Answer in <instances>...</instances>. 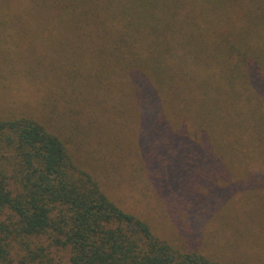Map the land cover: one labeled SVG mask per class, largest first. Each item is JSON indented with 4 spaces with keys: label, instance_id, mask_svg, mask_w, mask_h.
I'll return each mask as SVG.
<instances>
[{
    "label": "trees",
    "instance_id": "16d2710c",
    "mask_svg": "<svg viewBox=\"0 0 264 264\" xmlns=\"http://www.w3.org/2000/svg\"><path fill=\"white\" fill-rule=\"evenodd\" d=\"M0 37L60 86L0 112V264H264V0H0Z\"/></svg>",
    "mask_w": 264,
    "mask_h": 264
},
{
    "label": "rangeland",
    "instance_id": "374dc122",
    "mask_svg": "<svg viewBox=\"0 0 264 264\" xmlns=\"http://www.w3.org/2000/svg\"><path fill=\"white\" fill-rule=\"evenodd\" d=\"M1 40H2L1 42L2 48H0L2 49L1 56L3 54H6L9 55L8 56L9 58H13L15 56V53L17 52V50L15 51V47L13 43L8 42L7 44L8 39L6 37L1 38ZM42 42L45 47L50 46L51 44L50 34H44L42 38ZM14 44L19 46L20 42L17 41V43ZM29 47L30 48L32 47L33 49L38 48L37 44L36 45L29 44ZM9 64L10 63L8 62H4L3 57H0V112L3 111L6 114L23 113L25 115H30V114L39 115L41 112L44 111L43 108H45V106L40 105V103L37 104V102H39L38 100L41 101V97L42 95H45L46 90H47V94L53 93L52 94L53 96L56 95L55 92L53 91L54 88H56L57 90L59 89L60 92V86L56 84L57 81H55L57 77L51 76V78L48 77L46 79L45 77L42 76L40 80L43 81L44 85L43 87H40L41 86L40 84H42L40 81H38L40 84H34V81H32L31 78L23 76L24 69L22 66H19V64H17V65H13V67H10ZM20 64H22V62ZM27 76L29 75L27 74ZM57 98L58 97H56V99H52L51 101L54 100L58 101ZM134 187H136L134 188L136 192H133V187L129 186L128 188H124L123 191L120 189L119 193L130 201L131 210L133 212L137 211L136 214L143 213L144 215L149 216V212L151 210L146 208L147 205L144 206V202L147 203L149 196L147 195L143 196L144 193L143 190L138 186H134ZM131 198H133V200H131ZM134 201H138L139 204L133 203ZM158 212L160 213V211ZM186 213H187L186 211L185 213L181 212L180 217L184 218L185 215H187ZM158 214H153V219L155 218L154 220H158L162 216L164 217L166 216V214H163V212H162V216L160 215L158 216ZM163 225H164L163 231L165 233V236L168 237L169 240H172L171 242L176 243L177 245H181L182 247H185L187 242L184 243L185 241L182 239V233L180 234L179 232H176L175 229H173L168 223L167 224L163 223ZM209 229H211L209 226L205 227L204 229L201 230V236L199 235L198 241L204 238L206 240V241L204 240V242H197L195 240L191 241L193 239H191V237H187L186 234L185 237H187V239L190 241V244L187 243V245L189 246L193 244V246H195L196 244L199 243L201 244V247H204L203 249H205L208 253H210L211 256L214 255L221 259H225V260L228 259L224 257L225 250H223L221 246L211 245L212 239H210L211 238L210 235L213 233L212 229L214 228L210 230L208 236H205L207 230ZM195 230L198 233H200L197 229ZM225 239L226 238H223V240ZM224 243H229L230 245V242H224Z\"/></svg>",
    "mask_w": 264,
    "mask_h": 264
}]
</instances>
